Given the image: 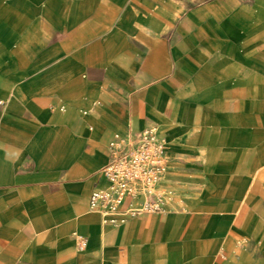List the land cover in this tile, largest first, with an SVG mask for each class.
Segmentation results:
<instances>
[{"label":"crops","instance_id":"0c3cea01","mask_svg":"<svg viewBox=\"0 0 264 264\" xmlns=\"http://www.w3.org/2000/svg\"><path fill=\"white\" fill-rule=\"evenodd\" d=\"M150 130L169 203L105 222ZM0 264H264V0H0Z\"/></svg>","mask_w":264,"mask_h":264},{"label":"built area","instance_id":"2783aa9c","mask_svg":"<svg viewBox=\"0 0 264 264\" xmlns=\"http://www.w3.org/2000/svg\"><path fill=\"white\" fill-rule=\"evenodd\" d=\"M110 151V162L102 169L108 186L92 191L90 210L113 225L124 223L130 216L162 211L170 200L159 191L167 169L166 143L150 130L129 147L111 142ZM85 245L86 239L78 236V247Z\"/></svg>","mask_w":264,"mask_h":264}]
</instances>
